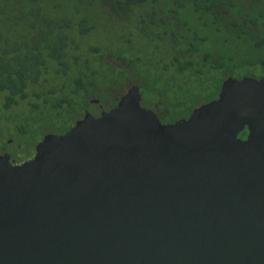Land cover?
Returning <instances> with one entry per match:
<instances>
[{"label":"water","instance_id":"obj_1","mask_svg":"<svg viewBox=\"0 0 264 264\" xmlns=\"http://www.w3.org/2000/svg\"><path fill=\"white\" fill-rule=\"evenodd\" d=\"M140 100L0 154V264H264V75L170 123Z\"/></svg>","mask_w":264,"mask_h":264},{"label":"trees","instance_id":"obj_2","mask_svg":"<svg viewBox=\"0 0 264 264\" xmlns=\"http://www.w3.org/2000/svg\"><path fill=\"white\" fill-rule=\"evenodd\" d=\"M97 1L75 0L72 14H56V10L62 8L56 0H0V93L3 94L4 108L26 99L28 90L47 81L50 72L66 75L73 65L77 67V72L72 80L74 88L71 93L82 90L85 98L91 90H103L106 97H110L106 93L107 87L100 89L96 79L100 74L107 77L112 71L104 73L97 69L87 55L81 67L78 66V51L81 47L78 39L93 28V25H86L87 17L82 14V8H91ZM117 1L121 6L130 8L132 5L151 10L158 7L153 12H162L160 24L169 22L175 26L174 30L182 28L184 35H174L182 42V55L173 58L182 60V70L197 64L203 70L220 69L228 75L242 65L264 66V60L256 61L259 54L264 57V0ZM139 17L141 22L145 20L143 14ZM153 24L151 20L146 26ZM145 31L147 29L141 31L143 36ZM168 32L174 33L170 29H163L158 39L155 36L146 37L161 44L166 42L165 35ZM88 51L98 53L93 46ZM118 55L120 58L124 57ZM104 56L105 54L99 53V61L103 62ZM130 65L131 60L128 61V66ZM263 75L264 72L259 77ZM132 83L137 82L130 80L126 88L114 92L110 100L116 103ZM219 88L220 85L218 90ZM32 94L39 96L40 93L32 91ZM62 101L53 107L59 106ZM246 130L245 128L240 136L244 137ZM10 144V141L6 142V145ZM35 145L36 142L29 157L33 154ZM10 159L18 163L25 161L13 158L12 154Z\"/></svg>","mask_w":264,"mask_h":264},{"label":"rangeland","instance_id":"obj_3","mask_svg":"<svg viewBox=\"0 0 264 264\" xmlns=\"http://www.w3.org/2000/svg\"><path fill=\"white\" fill-rule=\"evenodd\" d=\"M57 1L62 8L56 10V14L73 13L75 0ZM129 8L121 6L117 0H98L93 7L82 8V14L87 17L86 25H93V28L78 39L81 42L78 66L81 67L87 55L97 69L104 73L112 71L107 77L100 74L96 79L100 89L107 87L108 100L133 80L140 88L144 104L158 101V107L165 111L164 120H177L187 117L196 106L214 99L225 77H259L264 72L261 65H242L228 75L220 69L203 70L197 64L182 70V60L173 59L182 55V42L174 37L184 35L182 28L174 30L175 26L169 22L160 24L162 12H153L158 7L151 10L132 5ZM141 14L145 17L143 22L140 21ZM151 20L154 24L147 27ZM146 29L143 36L141 31ZM163 29L174 31L165 35V43L158 44L153 38L146 37L158 39ZM92 46L98 53L88 51ZM99 53L105 54L103 62L99 61ZM118 54L124 57L120 58ZM263 60V55L259 54L256 61ZM76 72L74 65L66 75L50 72L47 81L31 87L26 99L7 109L3 107L4 98L0 93V154L7 152L13 158L26 160L34 143L45 133H61L72 124L85 103L82 90L71 93ZM32 91L39 92V96H34ZM60 101L59 106L53 107ZM7 141L11 144L6 145Z\"/></svg>","mask_w":264,"mask_h":264},{"label":"flooded vegetation","instance_id":"obj_4","mask_svg":"<svg viewBox=\"0 0 264 264\" xmlns=\"http://www.w3.org/2000/svg\"><path fill=\"white\" fill-rule=\"evenodd\" d=\"M126 90L123 93H125ZM139 90H140V88H139ZM91 91L85 95V103H84V106L82 108L81 114L79 116H77L76 118H73L72 124L70 126L74 125V123L78 119L82 118L85 112H89L94 117H98V116L101 115L102 111H107L110 108H112V107L117 105V102H118L119 99L116 101V103H114L113 100H108V98L106 97L105 92L103 90H97V91H92V92ZM218 92H217V95H218ZM140 104L143 107L152 109L157 114L159 120L162 123H170V122H174L175 121V119L174 120H170V121L164 120L165 119V111L158 107V105H159L158 101L152 102V103H149V104H144L143 103L142 94H141ZM70 126L67 129H65L64 131H62L61 133H63L66 130H68L70 128ZM246 134H247V130H246ZM245 135H244V137H245ZM34 152H35V149H34ZM34 152H33V154H34ZM33 154L29 158H31L33 156ZM14 162L18 163L16 161H14Z\"/></svg>","mask_w":264,"mask_h":264}]
</instances>
